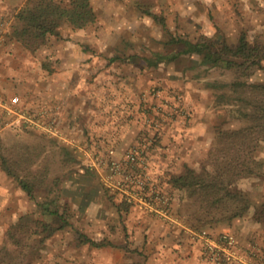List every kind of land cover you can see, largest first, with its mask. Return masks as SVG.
Masks as SVG:
<instances>
[{
	"label": "rangeland",
	"instance_id": "1",
	"mask_svg": "<svg viewBox=\"0 0 264 264\" xmlns=\"http://www.w3.org/2000/svg\"><path fill=\"white\" fill-rule=\"evenodd\" d=\"M3 1L0 99L14 111L0 104V264H184L187 239L202 247L194 264H217L191 231L202 229L264 256V141L255 171L233 181L249 200L243 214L228 217L244 201L221 209L173 181L213 169L217 132L246 124L227 85L236 71L198 53L147 63L180 38L235 44L244 32L264 45V0H91L92 24L63 20L30 44L12 35L27 0ZM20 177L36 183L34 198ZM51 199L71 225L50 233L40 203Z\"/></svg>",
	"mask_w": 264,
	"mask_h": 264
},
{
	"label": "trees",
	"instance_id": "2",
	"mask_svg": "<svg viewBox=\"0 0 264 264\" xmlns=\"http://www.w3.org/2000/svg\"><path fill=\"white\" fill-rule=\"evenodd\" d=\"M69 21L75 27H86L96 20V12L91 0H70L62 4L56 0H27L17 14V22L12 35L30 41H43L48 34H56L61 23ZM32 41V42H33ZM180 49L170 54H157L147 59L149 65L162 60L175 59L181 54L198 53L204 63L219 65L236 71L235 78L227 83L246 104L244 126L233 130H219L216 141L210 151L213 169L197 172L189 168L185 174L174 177V185L201 189L206 196L213 198L212 205L221 209L236 205L228 217L243 214L249 203L241 191L233 188V181L239 176L253 173V148L259 141H264V79L251 81L250 75L257 67L264 69V45L252 41L246 33H242L235 44L227 41L216 42L213 39L192 41L177 39ZM259 164V163H258ZM5 169L12 172L3 157ZM20 185L31 197H35L36 183L26 178H19ZM54 199L40 203L42 225L49 232L71 225L69 218L61 212ZM84 241L91 240L87 235L78 232Z\"/></svg>",
	"mask_w": 264,
	"mask_h": 264
},
{
	"label": "built area",
	"instance_id": "3",
	"mask_svg": "<svg viewBox=\"0 0 264 264\" xmlns=\"http://www.w3.org/2000/svg\"><path fill=\"white\" fill-rule=\"evenodd\" d=\"M4 23L0 20V31L3 29ZM2 35L0 32V47L2 43ZM19 103V97L14 96L10 105L15 106ZM0 104L4 105L3 100L0 99ZM9 111H14V109L8 105H4ZM24 116V115H23ZM30 119V118H27ZM31 120V119H30ZM33 121V119L31 120ZM52 129V126L48 128ZM134 159V157H133ZM153 208V207H151ZM194 237L198 238L206 250V253L213 258L217 264H225L227 262H238L241 264H254L253 260L258 258L262 260L264 264V256H260L259 253L262 252L261 246H249L250 250L242 251L238 247V240L234 234L231 232H222L219 234H212L206 229L199 231L191 230ZM262 254V253H261ZM262 257V258H261Z\"/></svg>",
	"mask_w": 264,
	"mask_h": 264
},
{
	"label": "crops",
	"instance_id": "4",
	"mask_svg": "<svg viewBox=\"0 0 264 264\" xmlns=\"http://www.w3.org/2000/svg\"><path fill=\"white\" fill-rule=\"evenodd\" d=\"M3 6H4V1L0 0V11L5 10L3 8ZM3 57H4V53H0V87H1V83L3 82V75L5 73V71L1 68V66H2L1 62L3 60ZM179 241H180V239H179ZM179 245H181V251L184 252L183 253V255L185 256V258L183 259L184 264H186V263L187 264H194L193 261H194V258H196V256L194 257L193 255L194 254L197 255L198 253H200V248L202 249L201 245L197 242H194V241H191L188 239L186 241L181 242ZM187 253L191 254V256L189 258L187 257L188 256ZM187 260H189L190 262L189 263L186 262Z\"/></svg>",
	"mask_w": 264,
	"mask_h": 264
}]
</instances>
